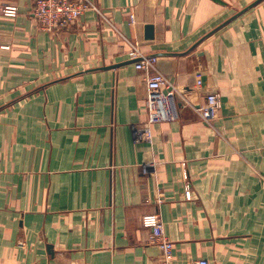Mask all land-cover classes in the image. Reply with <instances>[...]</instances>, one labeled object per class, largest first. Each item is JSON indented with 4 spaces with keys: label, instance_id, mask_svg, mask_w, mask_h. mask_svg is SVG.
<instances>
[{
    "label": "crops",
    "instance_id": "obj_1",
    "mask_svg": "<svg viewBox=\"0 0 264 264\" xmlns=\"http://www.w3.org/2000/svg\"><path fill=\"white\" fill-rule=\"evenodd\" d=\"M90 1L104 19L49 33L36 0H0V264H161L150 214L174 264H264V2L190 51L256 0ZM133 43L180 108L140 144L147 75L101 70L132 61ZM208 94L221 105L211 125L197 112Z\"/></svg>",
    "mask_w": 264,
    "mask_h": 264
},
{
    "label": "built area",
    "instance_id": "obj_2",
    "mask_svg": "<svg viewBox=\"0 0 264 264\" xmlns=\"http://www.w3.org/2000/svg\"><path fill=\"white\" fill-rule=\"evenodd\" d=\"M89 11L97 12L104 19L98 6L90 0H36L32 16L42 30L54 33L78 23L81 17ZM4 14L7 17H17L18 9L11 6L5 7ZM131 24H136L134 16H131ZM129 57L132 60H138L135 64L136 69L147 75V122L144 126L132 127L133 141L135 144L151 142L153 140L152 126L172 123L180 118L178 91L167 77L156 69L157 58L146 57L139 43L131 44ZM198 85L201 86L202 82L199 81ZM220 109L219 96L208 94L205 105L200 106L197 112L204 122L211 125ZM156 169V164L143 165L142 173L147 177H152L156 175ZM187 179L188 177L185 176V180ZM185 195L187 199H191L192 193L189 186H187ZM141 222L143 227L150 231L152 243L158 246L162 253L161 264H174L175 244L165 234L161 216L159 214L144 215ZM193 264L209 263L201 260Z\"/></svg>",
    "mask_w": 264,
    "mask_h": 264
},
{
    "label": "water",
    "instance_id": "obj_3",
    "mask_svg": "<svg viewBox=\"0 0 264 264\" xmlns=\"http://www.w3.org/2000/svg\"><path fill=\"white\" fill-rule=\"evenodd\" d=\"M262 2H264V0H256L254 3H252L251 5L246 7L245 9L237 12L234 16H232L230 19H228L224 24H222L220 27H218L217 29H215L214 31H212L211 33L206 35L203 39H201L190 51H193L194 49H196L202 42H204L207 38L212 36L214 33L219 31L223 27L229 25L231 22L235 21L236 19H238L239 17H241L242 15H244L245 13L250 11L251 9L255 8L256 6L261 4ZM154 39H155L154 26L146 25L145 26V41L146 42H151V41H154ZM153 57H155V56H153ZM136 62H138V60H132V61H130L128 63H124V64H120V65H115V66H111V67L110 66L109 67H103V68H101V70H104V71L115 70V69L120 68L122 66H127V65H130V64H134Z\"/></svg>",
    "mask_w": 264,
    "mask_h": 264
}]
</instances>
